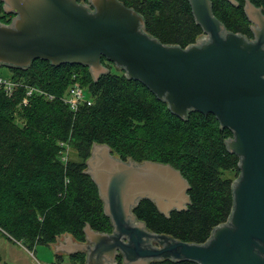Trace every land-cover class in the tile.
<instances>
[{
  "label": "water",
  "instance_id": "water-1",
  "mask_svg": "<svg viewBox=\"0 0 264 264\" xmlns=\"http://www.w3.org/2000/svg\"><path fill=\"white\" fill-rule=\"evenodd\" d=\"M10 23L0 22V67L26 69L41 59L54 66L80 65L94 80L108 73L101 58L143 84L180 118L212 114L233 138L239 158L233 208L204 244L168 240L148 231L133 210L151 201L168 217L186 210L189 184L168 164L122 161L106 145H93L86 161L110 219V234L84 229L85 242L64 238L55 254H85L84 264H152L169 258L196 264H264V15L249 1L244 12L253 35L225 30L210 0H188L203 36L182 48L144 31L143 18L117 0H0ZM81 1V2H80ZM85 2V3H84ZM237 5L235 0H228Z\"/></svg>",
  "mask_w": 264,
  "mask_h": 264
},
{
  "label": "trees",
  "instance_id": "trees-1",
  "mask_svg": "<svg viewBox=\"0 0 264 264\" xmlns=\"http://www.w3.org/2000/svg\"><path fill=\"white\" fill-rule=\"evenodd\" d=\"M144 20V31L165 45L182 48L196 44L204 33L188 0H117ZM249 1L264 15V0H210L212 14L226 31L252 38L245 16ZM0 1V22L8 24ZM109 71L94 80L80 65L54 66L37 59L26 69L7 68L9 79L23 85L6 95L0 89V234L30 250L54 245L64 235L85 242L84 229L112 231L103 202L86 161L93 145H106L122 161L168 164L189 184L186 210L161 214L149 200L140 201L133 214L148 231L161 238L204 244L213 229L227 222L232 208V184L239 158L227 150L232 132L212 114L190 111L180 118L138 81L106 58ZM6 68V67H5ZM74 83L88 91L91 105L76 111L62 101ZM41 88L52 99L32 96L23 105L25 87ZM65 144L75 160H61ZM230 174L226 176V174ZM120 262L121 260L118 259ZM73 264H84L77 252ZM152 264H196L169 258Z\"/></svg>",
  "mask_w": 264,
  "mask_h": 264
},
{
  "label": "rangeland",
  "instance_id": "rangeland-1",
  "mask_svg": "<svg viewBox=\"0 0 264 264\" xmlns=\"http://www.w3.org/2000/svg\"><path fill=\"white\" fill-rule=\"evenodd\" d=\"M10 76L11 74L7 68L0 67V77L8 79ZM84 94L87 97L89 93L84 89ZM66 153L67 160H78L76 153L70 146L66 148ZM228 175L230 174L227 173L226 176ZM66 236L64 235L59 238L54 245H58L59 243L65 245L64 238ZM72 241L74 242L73 239ZM67 257L65 255L62 259H57L52 246L35 245L29 250L26 245L20 242L10 241L7 237L0 234V264H73Z\"/></svg>",
  "mask_w": 264,
  "mask_h": 264
},
{
  "label": "built area",
  "instance_id": "built-area-1",
  "mask_svg": "<svg viewBox=\"0 0 264 264\" xmlns=\"http://www.w3.org/2000/svg\"><path fill=\"white\" fill-rule=\"evenodd\" d=\"M23 84L16 83L12 81L11 79H6L0 77V89L6 94L10 95L14 91L16 87H19ZM26 93H25V99L23 100L22 104L26 105L28 103V99L32 96H38L43 99H52V96L47 94L44 90L38 87L34 86H24ZM62 101L64 104H66L70 110L76 111L80 105L86 104L91 105V101L87 99V97L84 94V89L79 85V83L72 84L67 90L64 96H62ZM61 147L65 148L62 151L61 160L65 161L67 160V153L66 148L67 145L59 144Z\"/></svg>",
  "mask_w": 264,
  "mask_h": 264
},
{
  "label": "flooded vegetation",
  "instance_id": "flooded-vegetation-1",
  "mask_svg": "<svg viewBox=\"0 0 264 264\" xmlns=\"http://www.w3.org/2000/svg\"><path fill=\"white\" fill-rule=\"evenodd\" d=\"M80 2H81V1H80ZM84 3H85V2H84ZM252 38H253V36H252ZM252 38H251V39H252ZM74 242H76V241H74ZM154 244H155L156 246H158L159 248H161L160 245H158V244H156V243H154ZM52 246H53V245H52ZM80 253H81V252H80ZM75 254H76V253H75ZM75 254H73V255H75ZM73 255L67 257L69 261H70V258H71ZM63 256H65V255H64V254H60V255H57V254H56L57 259H58V258L62 259ZM118 259H120L121 262H120ZM70 262H71V261H70ZM115 262H116V264H123V262H122V258H121V255H118V256L116 257Z\"/></svg>",
  "mask_w": 264,
  "mask_h": 264
},
{
  "label": "crops",
  "instance_id": "crops-1",
  "mask_svg": "<svg viewBox=\"0 0 264 264\" xmlns=\"http://www.w3.org/2000/svg\"><path fill=\"white\" fill-rule=\"evenodd\" d=\"M53 247V246H52ZM61 253L57 254V255H60Z\"/></svg>",
  "mask_w": 264,
  "mask_h": 264
}]
</instances>
